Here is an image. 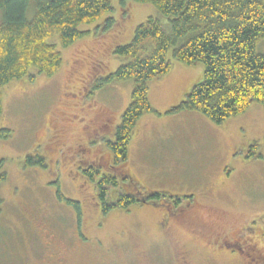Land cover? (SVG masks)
<instances>
[{
  "label": "rangeland",
  "instance_id": "1",
  "mask_svg": "<svg viewBox=\"0 0 264 264\" xmlns=\"http://www.w3.org/2000/svg\"><path fill=\"white\" fill-rule=\"evenodd\" d=\"M113 6L80 27L85 38L67 48L57 39L63 65L55 76L3 90L0 129L11 136L0 140V264H264V106L252 103L222 125L195 111L171 113L204 75L202 64L174 61L150 83L154 112L139 120L128 161L116 167L106 142L133 82L106 79L124 63L115 50L149 17H162L135 0ZM256 51L264 54V40ZM34 155L46 167L28 164ZM89 167L118 179L107 205L119 193L135 204L104 213ZM174 198L184 213L174 212ZM68 201L80 204V219Z\"/></svg>",
  "mask_w": 264,
  "mask_h": 264
},
{
  "label": "trees",
  "instance_id": "2",
  "mask_svg": "<svg viewBox=\"0 0 264 264\" xmlns=\"http://www.w3.org/2000/svg\"><path fill=\"white\" fill-rule=\"evenodd\" d=\"M116 1L124 2L0 0V120L4 88L27 77L34 81L36 74L55 76L63 65L57 39L62 48H67L85 38L89 32L80 27L113 14ZM135 1L153 6L166 20L149 17L136 28L130 44L115 50L124 63L106 81L133 82L131 103L122 115L114 141L108 142L118 168L128 161L129 144L139 120L154 112L149 100L150 83L167 75L174 61L186 66L202 64L204 75L171 113L195 111L222 125L245 114L252 103L264 106V54L256 51L264 40V0ZM113 24L112 18L106 20V28ZM10 136L9 129H0V140ZM27 163L46 167L45 159L38 155L29 156ZM84 174L95 183L99 178L97 189L104 213L135 204L132 196L119 193L118 200L107 205L108 189L118 188V179L100 176V170L93 168ZM4 179L0 176V181ZM151 197L160 199L161 194L152 193ZM59 199H64L60 193ZM68 204L80 219V204Z\"/></svg>",
  "mask_w": 264,
  "mask_h": 264
},
{
  "label": "flooded vegetation",
  "instance_id": "3",
  "mask_svg": "<svg viewBox=\"0 0 264 264\" xmlns=\"http://www.w3.org/2000/svg\"><path fill=\"white\" fill-rule=\"evenodd\" d=\"M97 87V86H96ZM105 125V124H104ZM104 125H102V127H104ZM120 126V125H119ZM118 126V127H119ZM117 130V129H116ZM115 135H116V132H115ZM114 139H115V136H114ZM114 141V140H113ZM113 141H107L106 143H107V145L106 146H108V142H113ZM100 159V158H99ZM90 168H93V169H95V170H98L97 168H95V167H89V168H87L86 170H84V172H86L88 169H90ZM150 198V197H149ZM148 198V199H149ZM148 199H146V200H144V202L145 201H148ZM140 201V200H139ZM177 201H178V199L176 198H174V212H177V211H181L180 213H184V211H182V210H180L178 207L180 206V205H176L177 204ZM180 204V203H179ZM171 216H174V214H173V212L172 213H167L166 214V217H171ZM181 216H182V214H181ZM172 218V217H171ZM166 226H164V228H167L168 227V224H165ZM186 262V260L184 261V263Z\"/></svg>",
  "mask_w": 264,
  "mask_h": 264
}]
</instances>
